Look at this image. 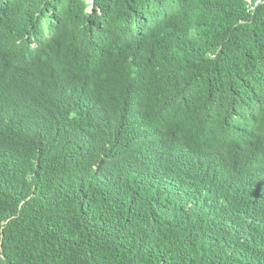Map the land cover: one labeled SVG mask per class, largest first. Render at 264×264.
Masks as SVG:
<instances>
[{
    "label": "trees",
    "instance_id": "16d2710c",
    "mask_svg": "<svg viewBox=\"0 0 264 264\" xmlns=\"http://www.w3.org/2000/svg\"><path fill=\"white\" fill-rule=\"evenodd\" d=\"M0 264H264V0H0Z\"/></svg>",
    "mask_w": 264,
    "mask_h": 264
}]
</instances>
